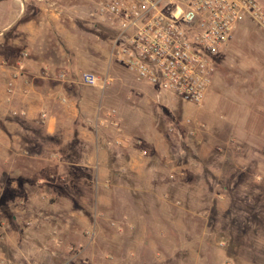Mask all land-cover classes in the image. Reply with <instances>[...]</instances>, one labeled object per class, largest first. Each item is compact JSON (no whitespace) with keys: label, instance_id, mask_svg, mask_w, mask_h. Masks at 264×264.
<instances>
[{"label":"rangeland","instance_id":"rangeland-1","mask_svg":"<svg viewBox=\"0 0 264 264\" xmlns=\"http://www.w3.org/2000/svg\"><path fill=\"white\" fill-rule=\"evenodd\" d=\"M11 3L0 0V19ZM1 23L0 53L20 33ZM239 25L210 89L189 104L156 101L108 59V32L84 16L75 77L105 69V96L88 103L84 138L51 136L50 153L17 161L12 177L31 184L0 186L7 264H264V33L249 18Z\"/></svg>","mask_w":264,"mask_h":264},{"label":"crops","instance_id":"crops-1","mask_svg":"<svg viewBox=\"0 0 264 264\" xmlns=\"http://www.w3.org/2000/svg\"><path fill=\"white\" fill-rule=\"evenodd\" d=\"M95 1L88 6V0H46L45 4L31 0L30 6L27 0H13L1 13L2 26L15 25L20 33L6 37L7 50L0 53V167L5 176L0 186L14 188L26 184L27 180L20 182L12 177L23 170L17 161L32 163L45 152L50 153L51 136L63 143L74 137L75 131L78 137H85L82 124L87 119L86 107L95 99L97 104L101 103L105 96L103 88L82 84L74 72L85 64L82 21ZM11 7L15 10L12 19ZM238 24L231 37L238 32ZM59 70L66 73L63 80L54 77ZM104 75L107 76L105 69L101 76ZM129 89L136 94L138 89L142 90L132 85ZM52 147L55 149L56 145Z\"/></svg>","mask_w":264,"mask_h":264},{"label":"built area","instance_id":"built-area-1","mask_svg":"<svg viewBox=\"0 0 264 264\" xmlns=\"http://www.w3.org/2000/svg\"><path fill=\"white\" fill-rule=\"evenodd\" d=\"M86 17L108 32L109 60L149 85L156 99L167 93L189 104L203 99L239 21L249 18L264 32V6L257 0H96ZM54 77L63 80L66 73ZM79 77L101 89L109 82L92 72ZM0 264H7L1 256Z\"/></svg>","mask_w":264,"mask_h":264}]
</instances>
